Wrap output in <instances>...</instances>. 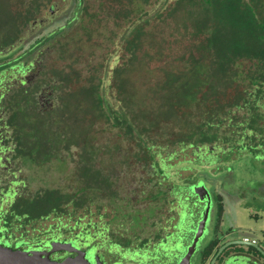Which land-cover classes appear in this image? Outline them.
<instances>
[{
    "label": "rangeland",
    "instance_id": "374dc122",
    "mask_svg": "<svg viewBox=\"0 0 264 264\" xmlns=\"http://www.w3.org/2000/svg\"><path fill=\"white\" fill-rule=\"evenodd\" d=\"M173 1L0 0V16L6 21L15 19L18 24V28L15 29L12 23L1 22L3 20L0 17V45L3 42L0 49L6 50L10 46L6 37L8 38L9 34L11 36L14 29L16 32L20 31L19 42L11 46L16 49L5 57H3L5 53L0 54V64L10 62L12 65L16 57L23 55L35 45L33 51L38 52L36 60L38 65L46 68L50 74L48 78L50 82L54 80L59 84V92L66 93L61 101L65 100L68 104L64 107L63 114H59L57 121L52 123L49 120L51 129H47L45 119L35 121L29 116L20 117L17 128L22 132L21 139L30 138L35 143L45 140L52 131H61L68 136V141L74 140L71 144H62L61 150L57 152L61 159L49 162L47 174L45 167H38V171L32 169L34 172H31L15 161L14 165L23 169L17 178L18 181H26L27 173L31 172L29 178L34 182L26 183L23 189L20 188L21 185L17 187L22 194H33L51 185L62 192L70 193L73 197L78 187L92 179L87 185L91 189L84 192L85 194L88 190L92 191L86 195L90 199L82 200L81 197L78 201L81 204L76 206V209H79L76 217L67 222L71 227L74 221L78 220L81 227L75 228L73 234L81 228L83 231L89 229L95 234V230L88 224H95L101 228L111 223L115 213L112 193L116 194L117 201L127 202L125 209L129 212L124 213L126 222L131 226L144 225L146 216L156 210V194L159 192H153L154 189L161 187L164 192V203L157 204L161 205L159 211L167 219L174 215L175 203L170 195L173 191L170 190L177 188L175 184L189 183V178L201 179L204 182L206 177L215 176L209 173L208 167L205 166L208 158L204 150L193 152V149L184 145H171L156 128L147 130L144 136L148 140H153L155 146L165 148L172 156L167 157V153L160 150L158 157L151 158L148 151L139 145L134 137L116 126H111L105 117L100 116L94 107L93 96L87 92L91 88L99 90V94L117 109L125 103L128 110L136 111L135 114L140 118V126L145 127L141 119L142 114L139 113L140 108L149 106L152 111H158L159 90L165 77L170 72L182 70L181 62H184L191 52L197 55L195 47L202 40L201 37L194 35L195 31L192 28L193 22L202 16L200 9L185 3L170 13L168 6ZM51 7L57 12L55 17L51 18V23L46 28L32 33L30 29L33 20L50 19ZM148 11L157 13L151 18H146L147 16H143L146 13H143ZM139 17L148 21L142 23L144 32L140 33L138 40V37L136 39L135 35L128 33V27ZM27 55L29 53L25 56ZM25 56L23 55V58ZM249 66L250 63L242 62L240 70H246ZM100 80L102 88H99ZM246 85L247 83H235L234 87L227 91L228 101H232L231 97L236 93V88L240 92ZM263 106L259 108L260 112L262 111L261 116H264ZM232 109L235 111L234 116L246 112L244 109L237 112L235 107ZM149 116L152 120L154 114ZM21 122L26 125L20 124ZM240 135L241 133H238L237 139ZM15 141L16 137H13V142ZM13 142L6 141L7 144H14ZM216 145L218 151L231 147L223 142H216ZM232 149L213 159L215 170L221 171L219 175L224 178L232 177L236 184L240 181L247 182L250 187H254L253 183L257 181H264V166L260 162L263 158L246 150L243 154L242 151H236L237 148ZM153 150L155 153L158 151ZM39 153L36 155L42 159L44 153ZM190 160L196 161L189 163ZM80 166L89 172H85L83 183L80 182ZM96 169L111 181L106 187L101 184L99 186L100 190L103 188L101 191H93V180L98 177L97 173H93ZM160 170L163 171L164 178L161 177ZM162 179L163 182L158 186L157 183ZM7 182L4 173H0V187ZM142 191L147 192L142 194ZM151 195L155 199H152ZM93 198H96V202ZM248 206L253 207V200L248 202ZM69 208L74 209L73 205ZM117 217L115 218L118 224ZM239 218L245 224L248 222L249 227L254 223L245 213ZM156 219L150 220L149 224L157 223Z\"/></svg>",
    "mask_w": 264,
    "mask_h": 264
},
{
    "label": "flooded vegetation",
    "instance_id": "af4514ba",
    "mask_svg": "<svg viewBox=\"0 0 264 264\" xmlns=\"http://www.w3.org/2000/svg\"><path fill=\"white\" fill-rule=\"evenodd\" d=\"M56 13L51 7L50 19L33 20L31 32L46 28ZM1 20L4 24L12 23L15 29L18 28L15 19L6 21L1 17ZM15 29L11 36L9 34V37H6L10 46L6 50L0 49V54L5 53L3 57L10 55L16 49L11 46L20 40V31L16 32ZM34 47L35 45L31 46L23 54L25 56L29 53L24 58L23 55L16 57L12 65L10 62L0 64V173H4L8 180L0 187V248L29 255L38 252L42 257L47 255L53 262L74 259L84 254L89 264H264V181L253 183L254 187L248 186L247 182L240 181L236 184L232 177L220 176L221 171L215 170L213 161L217 155L237 148L236 151H242L243 154L246 150L248 153L259 155L263 158L260 162L264 166V116L260 115V106L257 107L258 115H255L258 120L257 129H244L243 125L239 124L230 143L220 141L231 147L218 151L215 142L196 150H204L208 158L205 166L208 167L209 173L215 176L206 177L204 182L201 179L189 178V183L175 184L177 188L170 190L173 193L169 192L175 203L174 215L167 219L159 211L165 200L161 187L153 191L159 192L156 194V210L146 216L144 225H129L124 214L129 212L125 209L127 202L117 201L116 194L112 193L115 213L111 223L101 228L88 224L95 230V234L89 229L83 231V228L73 234L75 228L81 227L78 220L74 221L71 227L67 224L76 217L79 210L76 205L70 202L62 203L61 209L47 208L49 199L53 200V197L57 196L67 200L71 197L70 193L62 192L51 185L45 189L42 185L43 191L37 193H20V188H25L26 183H34L29 178L31 172H34L32 169L38 171V167H45L47 174L49 162L61 159L57 152L63 146L39 145L31 139L29 144L21 143L25 137L21 139L22 132L17 128L20 117L29 116L35 121L45 119L53 123L58 120L59 114H63L67 104L65 100L61 101L66 93H60L59 84L54 80L50 82V74L46 68L38 65V52L33 51ZM99 83V88H102V80ZM87 92L96 99V89L91 88ZM20 124L26 125L22 122ZM238 133H241L239 139ZM13 137H16L15 142ZM8 140L14 144H7ZM39 152L44 153L42 159L36 155ZM15 161L31 171L27 173L26 181H18L17 178L23 169L15 166ZM80 169V182L83 183L85 172H89L85 167L80 166ZM160 172L162 174L163 171ZM93 173L98 175L93 180V191H101V184L103 187L111 184L110 179L100 170H93ZM56 177L55 175L54 178ZM161 177L164 178V174ZM255 179L259 178H252ZM163 180L157 185L160 186ZM19 185L20 188L17 187ZM85 185L88 183L84 182L78 187L77 192L73 193L74 198H71L77 201V206L81 197L82 200L90 199L84 194ZM198 187H203L206 192L203 193L205 196L202 201L194 193ZM53 191H56L55 194H52ZM146 192L142 191V194ZM151 197L155 199L153 195ZM95 199L93 198L94 202ZM250 200H253V207L248 206ZM70 205H73L74 209H70ZM206 209L205 222L200 225ZM244 213L254 221L251 227L247 226L248 222H241L239 217ZM155 219L158 222L150 225L149 221Z\"/></svg>",
    "mask_w": 264,
    "mask_h": 264
},
{
    "label": "trees",
    "instance_id": "16d2710c",
    "mask_svg": "<svg viewBox=\"0 0 264 264\" xmlns=\"http://www.w3.org/2000/svg\"><path fill=\"white\" fill-rule=\"evenodd\" d=\"M185 3L199 8L202 13L192 26L194 35L202 40L195 47L197 55L191 52L181 62L182 70L170 72L165 77L159 90L158 111H152L149 106L140 108L145 127L140 126L136 111L128 110L125 103L117 109L99 94V90L94 99V107L100 116L111 126L134 137L151 158L158 157L159 151H165V148L148 140L144 136L147 130L159 129L171 145H184L196 152L211 143H230L239 124L244 129H257V107L263 106L259 102L263 104L264 101V0H174L168 6L169 12ZM156 13L148 11L143 16L151 18ZM147 21L139 17L128 27V33L139 40L140 33L144 32L142 23ZM242 62L250 63L249 68L240 70ZM238 82L247 85L240 92L236 88L230 102L227 91ZM234 107L237 112L242 109L246 112L234 116ZM149 114H154L152 120ZM47 123V129H51V123ZM29 141L30 138H24L21 143L29 144ZM73 141H68V136L61 131H52L45 140L35 144L62 145ZM153 149L158 151L155 153ZM166 153L167 157L172 156ZM87 189L91 188L85 185L84 192ZM89 193L92 191L88 190L85 196ZM71 198L53 197L47 201V208L61 209L62 203L70 202L77 206V201Z\"/></svg>",
    "mask_w": 264,
    "mask_h": 264
},
{
    "label": "water",
    "instance_id": "95a60500",
    "mask_svg": "<svg viewBox=\"0 0 264 264\" xmlns=\"http://www.w3.org/2000/svg\"><path fill=\"white\" fill-rule=\"evenodd\" d=\"M205 189L198 187L194 190V193L198 196V199L202 201L204 199ZM206 193V192H205ZM207 209L203 214V219L200 225H203L206 219ZM198 236L195 238L194 243L197 241ZM53 251V250H52ZM0 264H89L84 258V254L81 257L74 259H66L62 262H53L46 257H42L40 253L33 252L31 255L20 251H11L8 249L0 248Z\"/></svg>",
    "mask_w": 264,
    "mask_h": 264
}]
</instances>
